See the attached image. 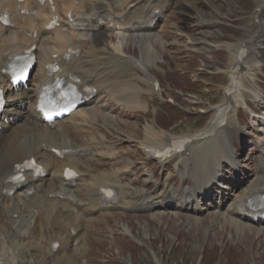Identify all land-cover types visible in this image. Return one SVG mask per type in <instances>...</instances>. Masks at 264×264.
Returning <instances> with one entry per match:
<instances>
[{
  "label": "rangeland",
  "instance_id": "374dc122",
  "mask_svg": "<svg viewBox=\"0 0 264 264\" xmlns=\"http://www.w3.org/2000/svg\"><path fill=\"white\" fill-rule=\"evenodd\" d=\"M173 1L176 2L177 0ZM181 1L185 3L184 7L176 10L177 12L180 11V15L173 16V12L170 10V12H167L166 19L161 20V23L157 26L156 30L159 31L160 39L156 33H150L148 35L141 34L143 36L141 49L142 47L143 49L141 50L139 48L138 51L135 45L139 41V38L135 36L127 38V35L124 37V40L127 38V42L124 44L127 48V52L134 53L138 57L141 56L142 52L143 55L144 53L147 55L144 51V43L147 41H151L154 47L157 48L155 56L154 52L156 49L150 52V57L148 56L149 54L143 57L149 58L150 62L148 67L160 79L163 92L162 95L169 100L172 98L176 103L175 105H178L176 109H173L172 106L170 107V105L167 104L168 102H165L159 93L149 91L143 95V99L144 101L150 102L152 111H149V113L147 112L145 115L144 113L132 115L133 112L127 111L114 117L110 113H100L105 121L109 119L113 122L110 127L112 130V134L110 135L112 140L117 141L119 145H130L132 150L130 154L136 160L139 159L136 155L138 149L132 139L139 137V132L141 134L140 129L142 124L147 122L144 118L145 116H147L157 128L166 129L176 135L198 131L206 126L211 119V114H213V107L224 99V88L230 80L229 69L232 64V55L234 53L235 55L237 54L240 41L247 39L256 29V12L261 0ZM228 3L231 7L229 15L236 18L235 20L229 21L235 23L236 27L231 28L223 25L222 29L220 28L221 26L217 25L210 27L201 24L200 18L207 19L214 16L226 20V18L220 17L219 15L217 16L214 10L219 8L220 11L218 13L224 15ZM186 10L189 11L190 15L183 14ZM187 16H192V20L189 24L185 22V20L188 19ZM260 18L264 23V8L260 11ZM180 19V22H175ZM178 25L182 30H179ZM95 33L100 36L103 34L102 31ZM137 36L139 35L137 34ZM108 37L110 36H103L105 40L104 43L110 42L111 44L112 42L110 38L109 40L107 39ZM202 38H209V41L215 43L217 42L216 40L228 41L217 42L216 45H224L212 47L201 42V40H203ZM113 39V42L121 41L115 35ZM119 44L115 45V48L119 46V49L121 48V51H123V46L121 43ZM96 46L94 47L95 54L97 52ZM254 46L264 58V36L261 37V40L255 42ZM108 56H110V54H108ZM97 58L100 60L101 56H97ZM110 58L112 57H107V59ZM246 59L249 60L250 58L248 57ZM246 62L247 61H245V63ZM256 65L258 64L252 61L249 64L251 68L248 69L247 72L244 71L239 75L234 95L237 99V103L239 102L240 105L239 111L237 110V112L242 113L243 127H248L253 135H255L256 139L257 137L261 139L264 138L263 132L254 128L257 125L263 126L261 118L254 117L244 108V100L247 101L253 109H261L264 106V64ZM135 67L131 64L126 65V67H124L125 71L119 75V78L139 73V70H136ZM142 79L145 81L149 80L145 78ZM135 84L137 83L134 82L133 79H124L115 81L112 86L115 90H121V87L126 85L139 86ZM142 84L145 88H150L149 82H142ZM140 88L142 95L143 88ZM139 105L140 106L134 108L141 107V105L142 107H146L147 105V103L142 102V97ZM235 110L236 108L233 109L231 114V120L233 122L230 124V128L233 131L235 140L238 138L243 140L247 135L244 134L242 126L237 121L236 114L234 113ZM96 112H99L98 107L96 108ZM74 132L75 130L71 131V128L69 129V135ZM247 140L252 149H257L259 151L258 147L254 144L256 142L251 137H247ZM251 140H253L254 143ZM262 143L264 145V141ZM262 143L259 145L261 148ZM106 146L108 145H104V147ZM247 152L248 149H245L244 154ZM258 154L260 155L261 152H258ZM231 158L232 156L228 159ZM137 164L143 168L138 174L145 176L146 174L144 172L146 170L144 168V161ZM257 167L258 162L256 161L252 163L247 170L251 172L256 170ZM149 168L153 170L151 169V165H149ZM100 170H102L101 166H99L97 172ZM259 172L260 170L258 173ZM106 174L108 175V173ZM128 180L131 182L130 179ZM173 187L176 188L174 185ZM29 212H31V210ZM160 215L163 214L161 213ZM160 215L158 217H161ZM152 216L156 217V215ZM207 216H200V221L195 222L198 223V225L194 224L193 227L196 226V228L190 232L183 231L182 223L179 222V219L168 221V225L165 227L166 220L164 221V219L157 220V218H155L152 220L148 216L143 215L139 218V221L142 222L140 225L138 219L130 218L131 224H133L138 231L142 230V225H145L144 229L145 227L147 228L145 232L149 230L151 236L149 237V234H145V238L152 246V250L149 251L147 255H144L138 248H131L133 249L131 250L133 262L135 264H156V259H154V254L156 252L163 264H195L199 255H203L200 264H264V237H262L263 234L256 235L264 231V228L249 224L243 233L239 235L235 234L234 236L237 239L241 238L240 240L244 241L246 246L244 245L243 247L241 243L231 244L227 247L226 251H222V246L217 239L223 234V231H227L228 228L232 226L225 222L215 227L210 224V221L212 222L214 219V212ZM117 218L122 219L124 215L117 214L115 219ZM17 220L19 221L17 222ZM24 220H27V218L19 217L14 223L18 225L19 222ZM34 221L39 223V218H34ZM145 222H147V224ZM106 226L111 227L112 222H108ZM171 234H175V236L178 237V243L175 238L171 237ZM206 234H209L210 237H213V234H215V237L207 242ZM114 240L115 241H112L106 238L105 242L110 247L114 246V248H118L121 254L128 253L130 246L127 243L122 242V239L118 236H116ZM111 243L112 245H110ZM201 243L203 245L207 243L205 252L202 251ZM34 264H53V260L44 258L42 254H38Z\"/></svg>",
  "mask_w": 264,
  "mask_h": 264
},
{
  "label": "bare ground",
  "instance_id": "6f19581e",
  "mask_svg": "<svg viewBox=\"0 0 264 264\" xmlns=\"http://www.w3.org/2000/svg\"><path fill=\"white\" fill-rule=\"evenodd\" d=\"M103 0H81L80 5H75L72 0H69L68 4L69 7H74L76 10V13L78 15H84L85 12L82 10L83 7H89L90 12L92 14H95V16L98 17L97 14H101L100 5ZM107 1V0H106ZM117 2H120L121 5H113L112 1H107V7L102 10V12L109 14L115 13H121L122 7L125 6V4L128 3V0H116ZM149 4L147 6V12L143 17H140L133 21V27H137V29L133 30L136 32V34H144L148 35L150 34L149 31H151V28H147V30H143L141 27V23L143 21H146V19L152 20V16L149 17L148 14L151 12L152 9L156 7L158 0H148ZM169 4V0H163L162 5ZM47 7V6H46ZM28 8L30 11V14L21 13V9ZM41 8V9H40ZM43 7L39 6L34 0H23L22 2H19V0H0V14L5 10L11 11V17L14 21V27H4L0 25V63L3 60L4 57V51L10 49L11 52L17 51L21 48H23L25 45L28 44V42L37 41L39 39V47L38 52L40 56V60L43 62L49 61L52 56L49 55L54 52H60L65 53L69 48H77L78 49V55L74 58V62L70 66H65L64 70L67 73H74L78 72L79 75L82 76V83L85 82L87 78L90 77L91 74H94L95 77L99 75V68H93L90 67L89 64L94 62L91 60H88L87 58H94L96 62H98V58L95 54L94 47L96 46L95 38L97 31H88V30H69L64 26H57L55 28H52L51 30L44 32L43 27L48 23L49 17L51 16L50 12H45ZM183 14L190 15L189 11H184ZM192 16L188 17V19L185 20L186 24H189V22L192 20ZM67 18H64L66 20ZM119 26H121L122 34L125 37V34H127L126 25L125 22L122 19H117L116 21ZM156 25L152 29L155 28ZM34 30L38 31V35L35 38L33 35H28L27 32H33ZM141 32V33H138ZM120 45V44H119ZM122 45V44H121ZM219 45V44H217ZM143 49V47H142ZM153 43L151 41H147L144 43V51L147 53V55L150 57V52L155 50ZM240 51L242 52L240 57ZM248 51L247 46L242 43L240 44L239 49L237 51V54L235 53L232 55V73H235V77L233 79L234 82V88L237 87V78L242 73V70H244L243 66L244 64L242 62H245V54ZM239 52V54H238ZM254 52V51H253ZM87 53H90L89 56H87ZM143 53V52H142ZM146 54L144 53L143 56ZM146 55V56H147ZM255 57V54H253ZM123 56L118 53L117 60L121 59ZM244 61H240V59ZM126 60L131 61L130 58H125ZM255 63L258 64V59H253ZM143 64L147 65L149 62V58L142 57L140 60ZM239 62L240 66L235 67L236 64ZM44 64V63H43ZM142 64V65H143ZM243 64V65H242ZM107 69L109 68V64H106ZM40 75H43V71L40 73ZM1 78V74H0ZM151 79V76H149ZM137 85V84H135ZM105 85H101L100 91L103 90ZM231 84L229 85V87ZM230 88H227L229 90ZM34 90H35V84H32L28 88H25L21 91L20 94H14L10 97L11 101L9 103L8 107V113L5 114L7 117L9 124L5 127L3 131H0V188L2 187L3 178L4 176L11 173L10 169L12 166V163L17 160L21 159L24 155L31 152L30 150V143L29 138L34 135L35 133L39 132H47L53 141V144L63 145L66 146L68 144H71L72 147L77 148L78 146H87L88 144H80L77 141H74L71 137L70 140L62 141L59 139V130H49L44 125L40 124L39 120H36V112L33 111V101H34ZM234 91L229 92L225 97L223 109L220 111L217 110L218 114L215 116V121L208 125L204 131L213 133L207 137H200L197 136L195 132L186 133L181 136H173L171 134H167L164 131L158 130L156 127H154L151 123L145 122L142 124L141 127V134L138 138V143L140 147L145 146H162L166 144L168 141H176L181 143L189 142V153L188 154H180L181 160L183 162H192L197 164H206V167L204 169L205 172H214L215 166L214 163H217L220 165L219 162L223 160V158H230L231 154L227 150L229 149V141H230V134L228 132V128L226 126L229 125L231 121V110L235 109L232 105L229 106L226 103L230 102L232 103L231 98H235V102L237 103V99L234 95ZM110 94L112 95L114 101L119 104V106L126 105L128 108H134L136 106H140L141 103V88L139 86H131L126 85L122 86L121 90H115L113 88L112 90H109ZM95 102V101H94ZM92 100L90 101L89 105H93L94 103ZM96 104L94 105H100L103 106L104 102H102V99L100 96L98 97V100L96 99ZM235 104V103H234ZM238 104V103H237ZM23 107L25 108L23 111ZM142 107V105H141ZM97 108V107H96ZM23 111V115L26 118L24 121L20 117V112ZM81 115V111H76L75 115ZM88 118H97L96 115L92 117L91 113L88 112ZM4 117L0 118V123L4 122ZM223 119L226 121L224 123ZM18 120H21L20 123H17ZM82 123V122H79ZM225 124V126H223ZM60 128L62 132L67 133L69 135V129L70 126H61ZM59 128V129H60ZM196 136V138H195ZM106 138L104 134L101 135V139L103 140ZM67 139V138H65ZM211 140L214 142L215 150L213 153L207 154V140ZM217 139V140H216ZM89 145L91 149L95 148L96 141L94 138L89 142ZM262 149H264L263 143ZM35 146L37 147V143H35ZM149 149V148H148ZM106 150L109 156H112L115 154L114 150L112 149V146H106ZM34 152L37 151V149L33 150ZM149 151V150H148ZM104 153V152H103ZM41 158V154H38ZM50 156L49 160L47 161V164H50V170L48 174L51 176V180L47 183V188H49V191H53L55 188L59 187L58 183H60L62 180V166L66 163L74 164L77 163L79 160L76 159L74 161V157L71 156H64L63 159H58L62 162V165L59 167L56 165L55 158L51 160V154L48 153ZM55 157L54 155H52ZM129 161L125 165L126 168L129 169ZM223 164V162H222ZM264 164V163H263ZM199 168H202L199 167ZM192 168L190 167L189 170L186 169V167H180V172L182 173H190ZM186 171V172H185ZM129 173H133V170L130 169ZM194 173L193 179L196 181L200 175L196 172V169H193L191 171V174ZM115 176L112 173H108V177ZM49 178V177H48ZM103 179V178H102ZM251 181V180H250ZM255 181V182H254ZM131 183L129 180L125 184L122 185L123 188H131V185L128 186V184ZM251 187L247 188V191L252 193L256 188H264V172L260 170V172L255 176V179L250 182ZM184 187H181L179 192L176 191V189L171 184H167V180H165L163 189L158 192H154L153 195L156 197H161L162 195L171 194L175 196L176 194H180L181 196H189L187 192L184 190ZM246 188L241 191H237L234 195L239 197L241 194L245 192ZM134 191L144 193L143 195H146V191L142 188L135 187ZM186 193V194H185ZM187 198V197H186ZM53 202H56L54 200ZM30 213V212H29ZM163 212L154 213L152 215L161 214ZM21 217V216H19ZM19 217L13 218L14 222H16V219ZM189 218V217H188ZM21 219V218H20ZM214 219L218 221V224L223 223H229L232 227L233 224L237 225V222L231 218L230 216H227L225 214H216L214 213ZM176 220V219H173ZM19 220H17L18 222ZM34 221V220H33ZM196 222L200 221V216L196 217ZM37 223V221H34ZM22 221L19 222V225H21ZM38 224V223H37ZM221 224V225H222ZM195 225H198V223H195ZM211 225H213V220L211 222ZM18 226V225H17ZM124 228H128L123 225ZM249 226V225H247ZM245 224L240 225L238 227H241V232L243 233L245 231V228L247 227ZM3 227V228H2ZM0 228V232L6 233L8 228H5L2 226ZM196 228V226L194 227ZM264 228V227H261ZM213 237H215V234H213ZM211 238V237H210ZM155 258L158 260V255L156 254Z\"/></svg>",
  "mask_w": 264,
  "mask_h": 264
}]
</instances>
